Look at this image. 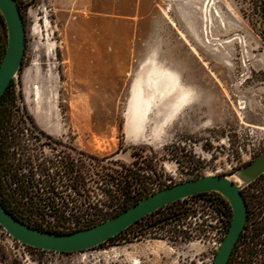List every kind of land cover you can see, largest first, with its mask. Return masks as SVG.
I'll list each match as a JSON object with an SVG mask.
<instances>
[{"label": "rangeland", "instance_id": "1", "mask_svg": "<svg viewBox=\"0 0 264 264\" xmlns=\"http://www.w3.org/2000/svg\"><path fill=\"white\" fill-rule=\"evenodd\" d=\"M154 4L155 21L133 36L126 68L116 67L119 76L92 75L96 62L71 58L72 42L87 37L84 27L75 26L86 9L68 15L55 10L51 0L20 4L25 48L18 91L23 107H12L13 125L21 133L51 138L55 144L41 148L43 155L58 150L73 156L75 180L83 187L73 201L96 204L100 212L91 222L121 211L120 194L106 192L114 189L111 179L121 166L144 174L142 192L149 194L205 174L226 175L264 149V0ZM149 59L173 73L177 84L166 95L144 85L153 99L140 133L128 137L132 85L147 78ZM180 91L188 92L187 99L173 111ZM60 184L56 197L69 199L68 188ZM251 188V200L263 199L264 175ZM210 199L178 201L118 238L79 252L30 248L0 228V264H211L230 218L218 202L223 217L212 223ZM65 204L59 210L71 209ZM174 211L181 217H174ZM188 227L200 232L187 237ZM170 232L182 237L179 245L170 242Z\"/></svg>", "mask_w": 264, "mask_h": 264}, {"label": "water", "instance_id": "2", "mask_svg": "<svg viewBox=\"0 0 264 264\" xmlns=\"http://www.w3.org/2000/svg\"><path fill=\"white\" fill-rule=\"evenodd\" d=\"M0 14L6 28V47L0 61V98L13 81L20 103L18 84L25 48V28L17 0H0ZM262 174L264 149L254 159L226 175L205 174L154 190L115 215L85 228L64 233L39 229L17 219L1 202L0 227L23 245L52 252H79L99 246L135 221L169 203L203 192H214L229 204L231 218L211 264H227L247 219V205L241 190Z\"/></svg>", "mask_w": 264, "mask_h": 264}, {"label": "trees", "instance_id": "3", "mask_svg": "<svg viewBox=\"0 0 264 264\" xmlns=\"http://www.w3.org/2000/svg\"><path fill=\"white\" fill-rule=\"evenodd\" d=\"M21 3L22 0H17L19 11ZM5 47L6 28L3 17L0 14V61L5 52ZM13 106H15V108L19 110L23 107V105L18 102V95L15 90V84L13 81H11L0 98V202L6 208V210L12 213L17 219L21 220L24 223H27L30 226L58 233L70 232L80 229L76 228L64 231L53 228L52 226L42 225L47 216L62 217V213H59V210L55 206L47 205L45 204L43 199H40L42 198L40 197L41 192L37 186V182L34 181L35 179L33 177V172L30 170H28L27 172H21V167L23 164L16 156L17 143L19 140V134H21V132H19L17 124L13 125L14 117L11 113V109ZM21 119L25 121V119L28 120V117H24ZM75 178L77 177L75 176ZM144 182V174H140L135 170H132V168H129L128 166H121L119 169H116L115 176L111 179V185H114V189H107L106 192L108 195L112 196H114L115 193L120 194L122 205L121 210H123L127 206L135 203L136 201L147 195L145 191L142 192L144 190ZM73 191L76 194H80L81 190L76 188V186H73ZM110 191H113V194H111ZM241 192L245 198V202L247 205V219L243 230L232 249L227 264H230L232 258L234 264H264V198L254 202L253 200H247V198L245 197L244 188L241 190ZM204 195L214 196L219 202L223 203L229 211V218H231L230 206L220 195L214 192H203L190 197H200ZM34 198H37V200H34ZM184 200L185 199H181L169 203L135 221L129 227H132L140 220L146 219L149 216L155 214L162 208L170 206L171 204H175L178 201ZM250 203L253 204V208L251 207ZM95 206L96 204H91L90 202H88L81 207L75 204L73 208L75 207L79 210H83V212L89 213L90 215L98 216L97 213L100 212V210H98ZM255 208H257V212L254 210ZM254 212L256 213V216L252 219V225L249 229L250 233L246 235L245 230L247 228L248 221L251 218V215L255 214ZM33 214L36 216V218H33ZM171 214L175 217L180 215L181 212L174 211ZM93 224L96 223L91 222L81 228H85ZM128 228L119 232L113 237L108 238L102 244L118 238Z\"/></svg>", "mask_w": 264, "mask_h": 264}, {"label": "crops", "instance_id": "4", "mask_svg": "<svg viewBox=\"0 0 264 264\" xmlns=\"http://www.w3.org/2000/svg\"><path fill=\"white\" fill-rule=\"evenodd\" d=\"M55 10L79 16L76 27L82 26L87 37L72 42L71 58L96 62L92 75L119 76L129 61L133 36L155 21L154 0H51Z\"/></svg>", "mask_w": 264, "mask_h": 264}, {"label": "built area", "instance_id": "5", "mask_svg": "<svg viewBox=\"0 0 264 264\" xmlns=\"http://www.w3.org/2000/svg\"><path fill=\"white\" fill-rule=\"evenodd\" d=\"M41 148L43 149V146L33 134L29 132L19 134L16 156L23 164L21 167V172H27L28 170L33 172V177L35 179L34 181L37 182V186L41 192L40 197L42 198H39L43 199L45 204L53 205L58 210L59 206L64 202L66 203L65 205H71V209L64 207L63 210H59V213H62V217L47 216L42 225L52 226L53 228L64 231L86 226L91 222V217H94V215H90L89 213L83 212V210H79L75 207L73 208L72 206V203L80 207L88 203V201H85L84 199H75V201H73V186H76V188L83 191L82 185L75 180L76 178L74 174H76L77 168L74 164L73 156H71V154H65L64 151L58 150H54L55 154H52L51 157L50 155L45 156L42 154ZM52 169L54 170L53 173ZM60 182H64V186L68 188L69 199L60 200L59 197H56L59 193L57 192L58 187L63 186V184L61 185ZM246 188L247 186L244 187L245 190ZM76 195L77 197H80L79 194ZM210 197L211 199L209 200L208 204L213 211L208 212V214L214 215V222L212 223L216 224L219 219H222L223 210L217 209L216 205L219 201L214 196ZM191 198L196 197H187L184 199L189 200ZM34 200H37V198H34ZM72 209L74 211H72ZM180 215H178L177 218L181 217ZM33 218H36L34 214ZM50 218L52 220H50ZM209 222L211 223V221Z\"/></svg>", "mask_w": 264, "mask_h": 264}, {"label": "bare ground", "instance_id": "6", "mask_svg": "<svg viewBox=\"0 0 264 264\" xmlns=\"http://www.w3.org/2000/svg\"><path fill=\"white\" fill-rule=\"evenodd\" d=\"M150 65L146 72V79H136L132 85L129 107L127 113V135L128 137L136 136L140 133L143 123L146 119L150 107L152 94H145L144 85H153L159 95H166L171 88L177 84V78L169 70L156 67L152 59H149ZM170 86V87H169ZM187 91H180L173 102V111L186 101ZM137 263V262H135Z\"/></svg>", "mask_w": 264, "mask_h": 264}, {"label": "flooded vegetation", "instance_id": "7", "mask_svg": "<svg viewBox=\"0 0 264 264\" xmlns=\"http://www.w3.org/2000/svg\"><path fill=\"white\" fill-rule=\"evenodd\" d=\"M31 134H33L34 136H36V138L38 139V141L41 143V145L43 146V147H49V148H52V146H54V144H55V142H53L52 141V139L51 138H49L46 134H44V133H41V132H30ZM260 177L261 176H259L256 180H254L253 182H251L250 184H248L247 185V190H245L244 192H245V197L247 198V200H251V197H252V194H253V192H251L252 190V188H251V186L253 185V183H255L257 180H259L260 179ZM255 213V212H254ZM256 216V213L255 214H252L251 215V218L249 219V221H248V224H247V228H246V230H245V234L247 235V234H249L250 233V231H249V229H250V227H251V225H252V219L254 218ZM187 225H189V223H186ZM193 226H195V227H198L199 225H197V224H192ZM190 230H188L187 232H186V234L188 233L189 235H187V237H190V233H192V234H195L197 231H198V233L200 232L198 229H195V231L194 232H192V229L190 228V227H188ZM171 234H170V236H169V238L171 239V243H174V244H177V245H179V243L181 242V240H182V237L180 236V235H175V234H173V232H170ZM183 238H184V236H183ZM184 239H186V238H184ZM230 264H234L233 263V258H232V261L230 262Z\"/></svg>", "mask_w": 264, "mask_h": 264}]
</instances>
